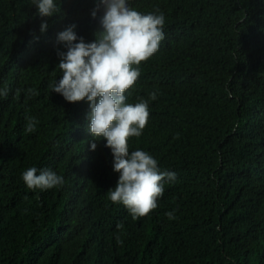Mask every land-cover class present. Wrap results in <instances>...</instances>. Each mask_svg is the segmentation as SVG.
Listing matches in <instances>:
<instances>
[{
	"label": "trees",
	"instance_id": "trees-1",
	"mask_svg": "<svg viewBox=\"0 0 264 264\" xmlns=\"http://www.w3.org/2000/svg\"><path fill=\"white\" fill-rule=\"evenodd\" d=\"M128 3L165 17V39L126 101L150 109L129 151L177 179L133 219L109 199L120 174L107 141L88 130L90 103L52 91L67 52L58 34L74 25L77 43L93 42L99 0H62L51 18L33 0H0V264H264V0ZM31 167L64 184L29 189Z\"/></svg>",
	"mask_w": 264,
	"mask_h": 264
},
{
	"label": "clouds",
	"instance_id": "clouds-1",
	"mask_svg": "<svg viewBox=\"0 0 264 264\" xmlns=\"http://www.w3.org/2000/svg\"><path fill=\"white\" fill-rule=\"evenodd\" d=\"M62 3V0H61ZM61 3L56 0H33L38 15L53 17L61 13ZM104 14L100 19L101 29L93 42L79 38L74 25L58 34V40L65 43L67 52H59L58 68L63 75L55 81L52 91L61 94L71 103L88 101L90 134L107 141L106 147L114 156L113 168L119 180L114 189L108 191L114 204L125 206L133 219L149 215L158 207L163 196L165 181L174 182L175 172L161 171L158 161L143 150L129 151V140L140 137L150 119L147 100L127 103L130 90L136 85L141 72L140 65L148 61L165 39V17L162 13H147L129 6L128 0H99ZM97 11H93V17ZM47 21L41 24L46 32ZM29 94H34L29 89ZM127 94V95H126ZM7 95V90H0ZM151 100L157 94H150ZM38 121L28 118L25 131L32 133ZM96 143L91 144L95 150ZM31 167L23 172L22 179L29 189L47 190L64 184V178L51 170ZM174 219V211L166 213ZM119 227V225H118ZM117 242L122 243L117 237Z\"/></svg>",
	"mask_w": 264,
	"mask_h": 264
}]
</instances>
